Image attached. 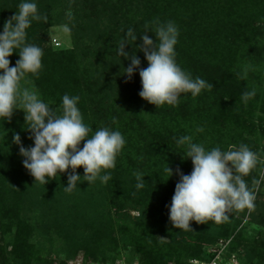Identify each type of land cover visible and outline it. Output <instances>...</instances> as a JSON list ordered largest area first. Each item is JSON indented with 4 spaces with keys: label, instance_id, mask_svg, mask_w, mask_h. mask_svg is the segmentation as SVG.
I'll use <instances>...</instances> for the list:
<instances>
[{
    "label": "trees",
    "instance_id": "1",
    "mask_svg": "<svg viewBox=\"0 0 264 264\" xmlns=\"http://www.w3.org/2000/svg\"><path fill=\"white\" fill-rule=\"evenodd\" d=\"M21 2L0 0V34ZM31 2L47 15L46 23L33 21L26 30L27 43L43 49L42 68L38 77L26 74L21 86L34 89L56 109L63 95L79 96L84 123L93 131L118 130L126 143L115 168L101 173H110L111 180L89 184L81 178L67 192L70 168L43 185L23 167L14 134L25 148L34 146L24 111L14 110L10 121L0 119V264H67L78 256L85 263L118 264L123 250L140 264H196L194 260L211 261L221 241L227 245L220 264L232 256L240 264H264V180L253 210H234L219 224L191 221L192 230L184 231L172 225L166 207L179 176L168 178L165 171L168 165L191 173L187 146L176 143L184 135L206 150L219 146L226 151L243 143L264 157V0ZM157 18L178 27L179 66L214 85L195 98L182 94L177 106L157 108L143 100L139 70L126 83L124 68L130 60L117 54L124 33L134 27L137 40L125 51L134 52L146 68L137 46L145 23ZM57 25L68 26L70 47L51 44L50 29ZM147 34L155 41L154 33ZM18 59L14 52L10 66ZM246 65L247 76L241 79ZM252 88L256 95L243 102L242 93ZM262 171L264 165L258 164L244 177L250 188ZM76 172L83 177V167ZM134 172L144 175L142 189L135 187Z\"/></svg>",
    "mask_w": 264,
    "mask_h": 264
},
{
    "label": "clouds",
    "instance_id": "2",
    "mask_svg": "<svg viewBox=\"0 0 264 264\" xmlns=\"http://www.w3.org/2000/svg\"><path fill=\"white\" fill-rule=\"evenodd\" d=\"M33 21L46 23L47 15L39 12L35 2L24 0L18 5V11L3 24L0 34V119L10 121L14 110L24 111L26 130L30 133L28 138L33 140L34 146L25 148L18 133L14 134L13 143L19 146V154L24 158L23 167L34 177L35 183L46 185L58 173H65L70 168L68 186L64 187L67 192L76 188L81 178L89 184L99 178L106 184L112 176L101 173L115 168L116 158L126 143L122 133L108 127L93 131L84 123L77 107L79 96L63 95L62 104L56 109L43 102L34 89L21 86L26 74L38 77L42 68L43 49L26 41V30ZM148 32L155 34V41ZM178 36L174 21L161 22L157 18L145 23L140 37L142 43L137 47L144 53L146 68L141 67V60L134 52L125 51L126 45L135 44L137 40L134 27L127 29L117 47V54L130 60L129 66L124 68L125 82L139 70L142 85L139 96L157 108L165 104L177 106L182 94H191L195 98L202 90L210 91L214 87L203 78H193L179 66L175 51ZM14 52H18L19 59L15 66H10L9 57ZM249 67H244L241 79L246 78ZM255 95L256 89L252 88L243 92L241 99L247 103ZM197 131H203V128H197ZM176 143L187 146V159H191L193 169L190 174H184L178 166L175 171L168 165L165 168L168 178L174 174L179 176L171 204L166 205L169 220L175 228L192 230L191 221L219 224L228 221L229 213L234 210L254 209L256 190L264 180V171L260 179L253 178L252 188L244 177L249 176L258 164L264 165V157L243 143L231 145L226 151L219 146L206 150L203 144L193 142L191 135L179 137ZM80 167L84 169L83 177L76 172ZM133 174L136 189H142L145 185L143 173Z\"/></svg>",
    "mask_w": 264,
    "mask_h": 264
},
{
    "label": "rangeland",
    "instance_id": "3",
    "mask_svg": "<svg viewBox=\"0 0 264 264\" xmlns=\"http://www.w3.org/2000/svg\"><path fill=\"white\" fill-rule=\"evenodd\" d=\"M2 14L0 13V18H2ZM54 40L59 42L60 44L58 46L55 45ZM50 42L53 46L56 47H70L72 45V39L69 32V28L67 25H57L53 26L50 29ZM261 196L262 199H264V186L261 189ZM57 263V261H56ZM118 264H140L139 259L136 256H132L129 252V250H123L121 254V259L117 262ZM194 263V261H193ZM199 263H202L199 261ZM67 264H93V263H85L81 256H78L77 258L70 260L67 262ZM99 264V263H94ZM240 264V263H239Z\"/></svg>",
    "mask_w": 264,
    "mask_h": 264
},
{
    "label": "built area",
    "instance_id": "4",
    "mask_svg": "<svg viewBox=\"0 0 264 264\" xmlns=\"http://www.w3.org/2000/svg\"><path fill=\"white\" fill-rule=\"evenodd\" d=\"M54 42H55L56 46H58L60 44L56 40H54ZM219 245H220V248L215 251L216 254H215L214 258L211 261L202 262L201 264H220L221 255H222L224 249L226 248L227 242L221 241L219 243ZM194 263L197 264V263H199V261L198 260H194ZM226 264H239V261L236 259L235 256H232L231 259Z\"/></svg>",
    "mask_w": 264,
    "mask_h": 264
}]
</instances>
